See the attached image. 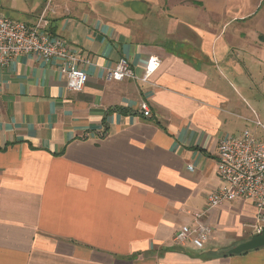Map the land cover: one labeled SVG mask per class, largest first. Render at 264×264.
<instances>
[{
    "label": "crops",
    "instance_id": "obj_1",
    "mask_svg": "<svg viewBox=\"0 0 264 264\" xmlns=\"http://www.w3.org/2000/svg\"><path fill=\"white\" fill-rule=\"evenodd\" d=\"M55 3L48 29L89 78L69 90L61 62L33 54L0 67V264H264V247L225 254L264 227V210L237 199L206 212L219 142L248 128L264 0ZM123 57L138 76L151 57L160 66L148 81L109 80ZM201 213L205 247L176 244Z\"/></svg>",
    "mask_w": 264,
    "mask_h": 264
},
{
    "label": "built area",
    "instance_id": "obj_2",
    "mask_svg": "<svg viewBox=\"0 0 264 264\" xmlns=\"http://www.w3.org/2000/svg\"><path fill=\"white\" fill-rule=\"evenodd\" d=\"M55 10V0H44L43 8L31 23L13 19L0 11V67L7 66L19 54L36 55L46 63L59 61L67 88L81 91L89 78L81 64L84 61L67 40L48 29L50 14ZM159 66L160 60L151 57L144 74L138 76L129 60L123 57L109 69L108 79L148 81ZM141 108L144 116H151L147 104L143 103ZM252 121L255 128L221 138L217 157L221 184L208 194L206 212L237 199L253 201L260 211L264 210V124L258 117ZM204 214H198L193 225L181 226L174 235V242L183 246L190 242L203 249L212 234V227L201 220Z\"/></svg>",
    "mask_w": 264,
    "mask_h": 264
},
{
    "label": "rangeland",
    "instance_id": "obj_3",
    "mask_svg": "<svg viewBox=\"0 0 264 264\" xmlns=\"http://www.w3.org/2000/svg\"><path fill=\"white\" fill-rule=\"evenodd\" d=\"M39 1L40 0H0L4 5V11L7 15L21 21L29 20L27 11L36 7ZM249 71H251L252 74L248 76V89L244 93L246 100V120L244 127L255 128V124L252 120L256 117L264 124V54L263 60L260 61V65L253 67V69Z\"/></svg>",
    "mask_w": 264,
    "mask_h": 264
},
{
    "label": "water",
    "instance_id": "obj_4",
    "mask_svg": "<svg viewBox=\"0 0 264 264\" xmlns=\"http://www.w3.org/2000/svg\"><path fill=\"white\" fill-rule=\"evenodd\" d=\"M264 247V227L260 232L254 234L250 239L239 243L228 250L229 254H241L252 249Z\"/></svg>",
    "mask_w": 264,
    "mask_h": 264
},
{
    "label": "trees",
    "instance_id": "obj_5",
    "mask_svg": "<svg viewBox=\"0 0 264 264\" xmlns=\"http://www.w3.org/2000/svg\"><path fill=\"white\" fill-rule=\"evenodd\" d=\"M225 254L228 255L229 254L228 251H226Z\"/></svg>",
    "mask_w": 264,
    "mask_h": 264
}]
</instances>
